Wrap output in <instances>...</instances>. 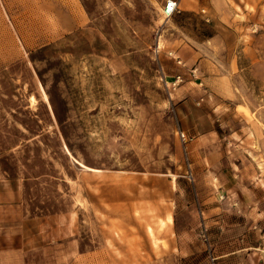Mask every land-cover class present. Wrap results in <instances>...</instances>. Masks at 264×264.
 Listing matches in <instances>:
<instances>
[{
  "label": "rangeland",
  "instance_id": "374dc122",
  "mask_svg": "<svg viewBox=\"0 0 264 264\" xmlns=\"http://www.w3.org/2000/svg\"><path fill=\"white\" fill-rule=\"evenodd\" d=\"M235 7L264 24V0L261 18ZM160 9L0 0V213L27 234L28 264H179L177 177L197 199L245 198L264 216V57L184 73L215 130L182 140Z\"/></svg>",
  "mask_w": 264,
  "mask_h": 264
},
{
  "label": "crops",
  "instance_id": "0c3cea01",
  "mask_svg": "<svg viewBox=\"0 0 264 264\" xmlns=\"http://www.w3.org/2000/svg\"><path fill=\"white\" fill-rule=\"evenodd\" d=\"M157 1L160 5L163 2ZM262 1L232 0V4L229 0H177L178 8L168 19L173 32L165 59L167 76L191 75V70L194 76L197 70L205 74L201 70L208 57L237 64L245 62L243 57L258 56L260 62L264 57V24L261 19L236 18L235 5L248 17L252 15L246 11V4L253 6L261 18ZM246 30L252 37L248 41L244 39ZM172 58L178 63L176 67H172ZM188 84L187 80L172 86L178 128L190 138L212 133L213 121L200 114L209 111L196 107L201 104L198 98L205 100L206 93ZM234 176L228 190L238 191L241 198V176ZM175 184L177 207L171 222L179 240V264H211L210 255L215 257L214 264H264V216L258 215L260 212L252 209L245 198L232 199L225 207L224 203H211V196L197 199L196 189L187 178L177 177ZM224 210L229 212L221 214ZM11 223L0 213V264H28L27 234Z\"/></svg>",
  "mask_w": 264,
  "mask_h": 264
},
{
  "label": "built area",
  "instance_id": "2783aa9c",
  "mask_svg": "<svg viewBox=\"0 0 264 264\" xmlns=\"http://www.w3.org/2000/svg\"><path fill=\"white\" fill-rule=\"evenodd\" d=\"M177 8H178L177 0H163V2L161 4L160 12H161V15L163 16V18L169 19L172 16V14L177 10ZM177 61L179 62L180 60H177ZM190 74L192 76H194V71L191 70ZM182 81H183V75L180 73H177L173 76V79L170 81V83L172 85H176ZM177 132H178V136L182 140H185L186 135H185L184 131L178 129ZM214 260H215V257L213 255H210L211 264H214Z\"/></svg>",
  "mask_w": 264,
  "mask_h": 264
}]
</instances>
